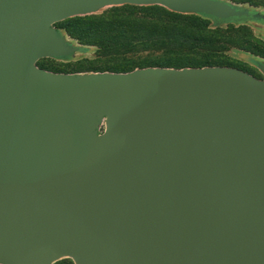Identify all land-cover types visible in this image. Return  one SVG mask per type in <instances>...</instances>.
Here are the masks:
<instances>
[{
    "label": "water",
    "instance_id": "water-1",
    "mask_svg": "<svg viewBox=\"0 0 264 264\" xmlns=\"http://www.w3.org/2000/svg\"><path fill=\"white\" fill-rule=\"evenodd\" d=\"M264 21L223 0H0V264H264V62L53 72L55 23L109 5Z\"/></svg>",
    "mask_w": 264,
    "mask_h": 264
},
{
    "label": "trees",
    "instance_id": "trees-1",
    "mask_svg": "<svg viewBox=\"0 0 264 264\" xmlns=\"http://www.w3.org/2000/svg\"><path fill=\"white\" fill-rule=\"evenodd\" d=\"M233 19L179 13L157 4H123L102 14L73 16L54 25L82 49L95 48L97 58L91 71L127 72L146 66L226 65L213 53L216 32L210 27Z\"/></svg>",
    "mask_w": 264,
    "mask_h": 264
},
{
    "label": "rangeland",
    "instance_id": "rangeland-1",
    "mask_svg": "<svg viewBox=\"0 0 264 264\" xmlns=\"http://www.w3.org/2000/svg\"><path fill=\"white\" fill-rule=\"evenodd\" d=\"M223 1L238 7L248 8L250 11H259L264 14V0ZM121 5L105 6L89 14H102ZM210 28L212 31L216 32V43L214 47H212L216 59H220L227 63L224 66L240 68L256 77L262 76L259 65L264 62V21L233 19L231 22H220L216 28L213 26ZM66 37L73 44L78 45V51L66 57H43L38 59L36 64L39 67L53 72H97L91 71V64H93V61L97 58L95 48L87 46L86 49H82L76 41L71 39L68 35H66ZM51 264L74 263L71 258L63 257Z\"/></svg>",
    "mask_w": 264,
    "mask_h": 264
}]
</instances>
